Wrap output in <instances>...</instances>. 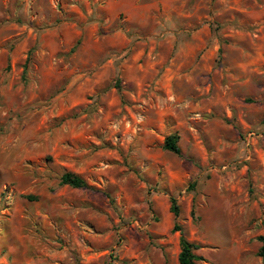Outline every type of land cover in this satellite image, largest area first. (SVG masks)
<instances>
[{"label": "rangeland", "instance_id": "374dc122", "mask_svg": "<svg viewBox=\"0 0 264 264\" xmlns=\"http://www.w3.org/2000/svg\"><path fill=\"white\" fill-rule=\"evenodd\" d=\"M174 224L264 264V0H0V264H179Z\"/></svg>", "mask_w": 264, "mask_h": 264}, {"label": "trees", "instance_id": "16d2710c", "mask_svg": "<svg viewBox=\"0 0 264 264\" xmlns=\"http://www.w3.org/2000/svg\"><path fill=\"white\" fill-rule=\"evenodd\" d=\"M164 148L174 153H177V154L180 153V149L176 143L175 135H169L166 137L164 141ZM60 182L61 184H68L72 187H85L87 185L86 182L82 178H80L79 176L71 172H65L61 176ZM170 209L175 216L178 215V206L175 203V198H171ZM172 229L180 231V237H179L180 251L178 253L179 264H196V260L200 258L194 252V249L197 248V245L189 241L185 237L179 225L174 224ZM257 238L260 242V247L258 249V255L264 259V234L259 235Z\"/></svg>", "mask_w": 264, "mask_h": 264}]
</instances>
